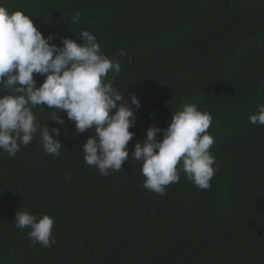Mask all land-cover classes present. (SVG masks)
<instances>
[{
  "label": "trees",
  "instance_id": "1",
  "mask_svg": "<svg viewBox=\"0 0 264 264\" xmlns=\"http://www.w3.org/2000/svg\"><path fill=\"white\" fill-rule=\"evenodd\" d=\"M0 6L29 15L57 45L90 31L121 67L113 87L130 107L133 94L140 102L128 161L107 177L85 163L80 148L94 129L78 133L63 110L59 125L48 120L56 110L31 109L41 127L61 129L54 138L63 147L59 156L46 153L38 132L15 156L0 151V264H264V125L249 121L264 105V0H0ZM113 76L109 71L105 82ZM34 79L39 86L44 77ZM8 91L0 87V94ZM185 104L213 117L207 131L216 171L210 189L181 171L159 195L143 187L142 163L131 154L150 125L166 128ZM25 209L37 219L54 217L55 244H33L30 228L15 227V211Z\"/></svg>",
  "mask_w": 264,
  "mask_h": 264
},
{
  "label": "clouds",
  "instance_id": "2",
  "mask_svg": "<svg viewBox=\"0 0 264 264\" xmlns=\"http://www.w3.org/2000/svg\"><path fill=\"white\" fill-rule=\"evenodd\" d=\"M79 19L76 12L73 23ZM53 40L54 34L42 35L23 11L10 13L0 6V87L9 90L0 94V151L13 157L39 132L44 151L59 156L63 145L54 136H59L61 129H50L47 123L41 127L31 110L47 105L59 113L48 120L63 125V110L78 133L94 129L95 135L90 134L80 148L85 163L107 177L128 161L127 145L134 136L129 129L140 102L133 94L134 108L130 107L113 87L121 67L101 51L90 31L82 30L79 39L63 37L61 45ZM109 71L114 76L105 82ZM34 74L44 77L39 86ZM212 119L195 104H185L182 110L172 112L166 128L150 125L145 130L131 154L142 163L145 189L164 195L168 185L179 181L181 171L198 188H211L216 171L215 157L210 153L214 138L207 130ZM249 121L264 125V105ZM157 133H162V139H157ZM65 177L70 178L67 173ZM13 222L18 229L30 228L27 235L33 244L49 248L56 243L52 234L54 217L44 214L37 219L25 209L15 211Z\"/></svg>",
  "mask_w": 264,
  "mask_h": 264
}]
</instances>
